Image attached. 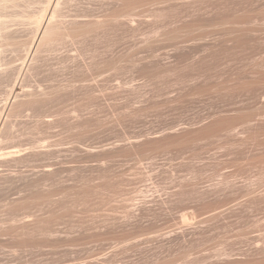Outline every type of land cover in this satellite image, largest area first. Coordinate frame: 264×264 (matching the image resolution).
I'll return each mask as SVG.
<instances>
[{
  "label": "rangeland",
  "instance_id": "1",
  "mask_svg": "<svg viewBox=\"0 0 264 264\" xmlns=\"http://www.w3.org/2000/svg\"><path fill=\"white\" fill-rule=\"evenodd\" d=\"M0 264H264V0L2 2Z\"/></svg>",
  "mask_w": 264,
  "mask_h": 264
},
{
  "label": "bare ground",
  "instance_id": "2",
  "mask_svg": "<svg viewBox=\"0 0 264 264\" xmlns=\"http://www.w3.org/2000/svg\"><path fill=\"white\" fill-rule=\"evenodd\" d=\"M4 1H5V0H4ZM4 1H1V3L4 2ZM1 3H0V4H1ZM54 13H55V12H54ZM126 13H127V12H126ZM126 13H123V14H126ZM121 14H122V13H121ZM121 14H120V15H121ZM123 14H122V15H123ZM117 15H118V14H117ZM126 15H128V14H126ZM113 16H114V15H113ZM52 17H53V16H52ZM117 17H118V16H117ZM118 18H119V17H118ZM49 22H50V21H49ZM52 23H54V22H52ZM52 23H51V24H52ZM48 24H49V23H48ZM48 24H47V25H48ZM51 27L53 28L54 26L52 25ZM43 28H44V27H43ZM43 28L41 29V27H40V28L38 29V33H37V35H36V39L34 38V39H35V40H34V43L32 42V43L35 44V45L37 44V47H36V48H39L42 44L45 45L44 43H47V42H46V41H47V40H46V36H47L46 34H47L49 28H48V27H46L45 29H43ZM50 29H51V28H50ZM64 29H65V28H64ZM65 30H66V29H65ZM51 31H52V30H51ZM54 32H55V30H54ZM67 32H68V31H67ZM48 33H49V32H48ZM70 33H71V31H70ZM77 33H79V32H77ZM77 33H75V34H77ZM51 34L55 35L53 32H52ZM60 34H61V33H60ZM65 34H66V33H65ZM68 34H69V33H68ZM72 34H73V33H72ZM48 35H50V34H48ZM59 36H60V35H59ZM61 36H63V35H61ZM50 37H52V36H50ZM47 38H48V36H47ZM52 38H53V37H52ZM52 38H51V39H52ZM49 41H50V39L48 40V42H49ZM51 42H52V41H51ZM54 42H55V41H54ZM33 44H32V45H33ZM43 45H42V46H43ZM45 46H47V45H45ZM49 46H50V45H49ZM51 46H52V45H51ZM34 47H35V46H34ZM42 48H43V47H42ZM39 49H40V48H39ZM36 50H37V49H36ZM36 50H35V51H36ZM41 50H42V49H41ZM30 51H31V48H30ZM37 51H38V50H37ZM37 53H38V52H37ZM27 54H28V53H27ZM35 55H36V54H35ZM33 60H35V58H34ZM30 61H31V59H30ZM25 63H26V62H25ZM31 63H32V62H31ZM31 66H32V65H31ZM27 67H28V66H27ZM29 67H30V66H29ZM29 67H28V68H29ZM21 70H22V69H21ZM28 70H29V69H28ZM22 71H23V70H22ZM20 73H21V72H20ZM15 86H16V85H15ZM14 91H15V90H14ZM29 94H30V93H29ZM26 95H27V94H26ZM9 101H10V100H9ZM12 102H13V101H12ZM11 104H12V103H11ZM6 108H7V107H6ZM10 108H11V107H10ZM9 115H10V114H9Z\"/></svg>",
  "mask_w": 264,
  "mask_h": 264
}]
</instances>
